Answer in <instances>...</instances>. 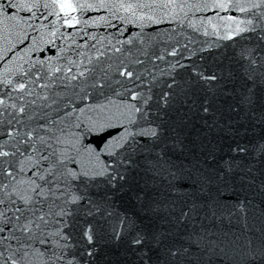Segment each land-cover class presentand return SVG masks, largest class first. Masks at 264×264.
<instances>
[{
	"label": "water",
	"instance_id": "1",
	"mask_svg": "<svg viewBox=\"0 0 264 264\" xmlns=\"http://www.w3.org/2000/svg\"><path fill=\"white\" fill-rule=\"evenodd\" d=\"M33 2L0 0V264H248L264 237L259 0ZM138 2L153 6L121 7ZM84 172L105 175L69 174Z\"/></svg>",
	"mask_w": 264,
	"mask_h": 264
},
{
	"label": "snow or ice",
	"instance_id": "2",
	"mask_svg": "<svg viewBox=\"0 0 264 264\" xmlns=\"http://www.w3.org/2000/svg\"><path fill=\"white\" fill-rule=\"evenodd\" d=\"M55 2L57 3V6L59 7L60 11L63 12L66 16L72 12L76 11V8L78 7V5H76L75 3L72 2V0H55ZM171 3H174V0H169V3H164L161 6L162 7H168L170 6ZM8 8L9 11H11L12 9H18V10H24L27 9L28 11H31L32 8L38 7L39 5L35 2H33L31 5H29L28 0H16V2H13V0H9L8 3ZM152 4H149L147 2H143V3H128V4H121V7L125 8L128 11H133V14H135L134 10L137 8H148V7H152ZM222 6V5H221ZM45 7H47V5H45ZM82 7V5L80 6ZM252 7L254 8H258V7H264V0H259V3H254L252 5ZM250 72L254 73L256 72L255 68H251ZM261 75H264V71L260 72ZM121 75H125V73H121ZM126 75L128 77H131L132 73L128 72L126 73ZM215 78V77H213ZM249 79H253V76L250 74L249 75ZM101 87H103V85H100ZM20 88L23 89L24 85L21 84ZM133 99H136L135 96H133ZM249 100L251 102V98L249 97ZM0 103H2V101H0ZM140 111L139 108H135L133 106V108L131 109L128 119L130 123H134V114L138 113ZM157 133L153 132L152 135L155 136ZM130 135H134L132 133H130ZM8 153L7 152H0V156H7ZM52 171V170H50ZM70 175L73 176V179H80L81 183H84L87 180H92L95 178V176H103L105 175L104 172H99L96 173L95 176L94 175H90L88 172H84L82 174H75V173H69ZM6 175L7 176H12V172H7L6 171ZM4 187L6 188L7 185H4ZM33 191H35V189H33ZM40 195H45L44 191L41 190ZM22 199L24 200L25 205L29 204L31 202L30 198H24L22 197ZM80 199V197L76 194H73L71 196V200L72 202H76ZM238 207L240 208L241 211H243V206L242 205H238ZM17 211H20L19 208H17ZM191 211V209H189L188 211H181V219H187L189 212ZM37 219L39 220H43L44 217L40 216ZM16 220L19 221L20 217H16ZM8 219H5L3 221V223L6 225L8 224ZM35 223V221L33 220H29L27 223L22 224V225H18L20 227L21 231H31L32 228V224ZM40 225L37 224L36 227L38 228ZM3 228H0V232H3ZM89 239H91V237H89ZM135 243L139 244L142 243V239L138 236L135 239ZM180 250L177 249L175 251L170 250V254L172 256H177L179 255ZM2 255V254H0ZM43 255V254H41ZM247 259H248V264H264V237L261 238V240L259 241V243H255L253 241H249L248 243V249H247ZM53 256H55V253H53ZM28 259V254L26 252L21 253L19 256L16 255H12V256H8L5 261L4 264H8V262L10 261L11 264H24L25 261H27ZM56 260L62 259L61 256H55Z\"/></svg>",
	"mask_w": 264,
	"mask_h": 264
}]
</instances>
